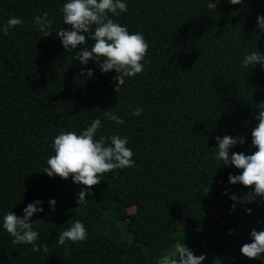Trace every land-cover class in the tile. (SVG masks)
Returning <instances> with one entry per match:
<instances>
[{
	"label": "trees",
	"instance_id": "trees-1",
	"mask_svg": "<svg viewBox=\"0 0 264 264\" xmlns=\"http://www.w3.org/2000/svg\"><path fill=\"white\" fill-rule=\"evenodd\" d=\"M63 3L0 0V23L9 16L23 20L0 34V216H22L28 203L44 202L30 218L41 251L13 244L0 229V264H156L182 241L194 255L204 254L202 264H260L239 248L250 242V230L264 228L263 201L230 207L235 202L222 190L239 199L251 186L227 183L240 170L216 166L214 137L243 136L245 143L232 150H255L250 132L264 101V70L258 62L246 69L241 60L247 52L264 54V33L255 27L264 0H219L215 9L208 0H127V11L114 19L142 32L148 49L144 70L117 90L114 70L102 74L91 59L80 65L54 32L43 36L37 29L33 17L45 12L51 31L66 28ZM82 68H92V78ZM137 106L143 112L133 116ZM105 111L125 123L106 120ZM97 117L103 127L96 138L126 136L135 166L103 174L87 202L77 203L88 186L42 170L55 135L79 132ZM75 219L83 221L87 239L59 244L56 238Z\"/></svg>",
	"mask_w": 264,
	"mask_h": 264
},
{
	"label": "clouds",
	"instance_id": "clouds-1",
	"mask_svg": "<svg viewBox=\"0 0 264 264\" xmlns=\"http://www.w3.org/2000/svg\"><path fill=\"white\" fill-rule=\"evenodd\" d=\"M216 2L208 0L207 7H216ZM227 3L239 5L242 0H227ZM127 11V0H64L60 8L62 23L66 28L51 31L52 21L48 14L41 13L33 17L37 29L48 36L55 33L63 49L74 54V60L80 65H87L89 59L98 62L99 71L107 73L114 70L117 74L116 89L125 83V78L134 77L144 70V58L148 49L142 32L129 31L115 17ZM110 14V15H109ZM23 23L22 18L9 16L4 23H0V34L7 35L10 28ZM70 26V27H69ZM255 27L264 33V15H257ZM87 37V40H86ZM93 41L91 47L86 46L87 41ZM259 63L264 70V54L259 51L247 52L243 55L241 64L249 69ZM81 74L92 78L93 69H81ZM258 112L255 114V126L250 132V146L255 150L250 154L243 151H233L239 143H245L243 136H216L215 156L219 161L216 166L235 167L240 170L238 174L227 175L228 184L239 183L242 186H251L249 191L238 199L235 193L227 189L222 190V195H227L233 203L230 207L235 209L236 203H252L257 198L264 201V101L257 104ZM143 108L137 106L132 111L133 116L140 115ZM104 118L123 125L125 121L113 112L105 111ZM103 127L99 117L92 119L81 131L62 130L52 138L51 148L53 154L46 161L43 172L52 177L58 175L62 179L70 178L74 184L88 186L77 193V203H86V194H91V187L98 184L103 174L115 169H124L135 166L133 151L128 146V138L119 134L109 136L101 135L98 139L96 133ZM43 201L35 199L22 209V216L12 211L0 216V229L4 230L11 238L13 244L31 245L33 252L41 251L37 243L39 231L33 227L30 218L35 213L43 211ZM49 211H55L56 200L49 198L47 201ZM245 213L250 214L251 209L245 207ZM229 229V235L232 234ZM87 229L81 219L72 221L69 227L61 231L56 238L58 243L64 245L71 241L81 242L87 239ZM250 242L243 243L239 252L249 258L257 259L264 264V228L252 229L249 232ZM204 254L194 255L184 242H176L174 254L169 253L157 257L156 264H202Z\"/></svg>",
	"mask_w": 264,
	"mask_h": 264
},
{
	"label": "rangeland",
	"instance_id": "rangeland-1",
	"mask_svg": "<svg viewBox=\"0 0 264 264\" xmlns=\"http://www.w3.org/2000/svg\"><path fill=\"white\" fill-rule=\"evenodd\" d=\"M262 208H263V210H264V201H263V206H262ZM129 211H132L133 209L132 208H129L128 209ZM263 224H264V222H263ZM120 228H121V231H122V235H123V237L127 240V241H129L130 240V233L127 231V229H126V226H125V224L124 223H121L120 224ZM128 232V233H127ZM204 238H206V237H204ZM174 249H175V246L173 247V248H171L169 251H168V254L169 253H173L174 254ZM228 261V263H230V260L228 259L227 260Z\"/></svg>",
	"mask_w": 264,
	"mask_h": 264
}]
</instances>
